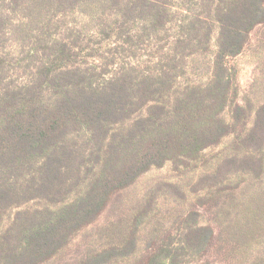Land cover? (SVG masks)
<instances>
[{
	"label": "trees",
	"instance_id": "trees-1",
	"mask_svg": "<svg viewBox=\"0 0 264 264\" xmlns=\"http://www.w3.org/2000/svg\"><path fill=\"white\" fill-rule=\"evenodd\" d=\"M261 23L264 0H0V264L50 261L115 193L153 167L197 164L238 128L190 191L216 197L234 261L264 264V101H236L229 64ZM84 51L95 60L78 61ZM161 197L188 193L151 188L78 264L204 259L217 228L188 210L137 260Z\"/></svg>",
	"mask_w": 264,
	"mask_h": 264
},
{
	"label": "rangeland",
	"instance_id": "rangeland-1",
	"mask_svg": "<svg viewBox=\"0 0 264 264\" xmlns=\"http://www.w3.org/2000/svg\"><path fill=\"white\" fill-rule=\"evenodd\" d=\"M92 40L95 41L96 37ZM8 44L10 43L8 42ZM82 46L84 47L85 43H82ZM103 52V50L100 51V53ZM139 54L140 52H138V58ZM115 58H118V55ZM77 60L85 64L86 62L91 63L95 59L89 56L87 51H84ZM95 62L105 64L106 59H103V62L98 60ZM229 64L237 78L236 101L244 106L251 104L255 109L264 101V23L257 25L251 31L243 52L230 58ZM225 117L228 121H232L230 108L225 112ZM252 118L249 119L250 123H252ZM240 131L241 128H238L219 145L207 149L201 155L199 162L188 168H178L169 162L163 167H153L144 173L131 186L115 193L105 211L95 222L81 230L60 253L43 264H78L91 251L107 247L108 230L121 227L128 217L131 219L135 210L133 208L140 202L142 196L151 188H156L164 182L179 184L183 189H186L188 197L183 202H174L165 197L160 198L155 213L140 225L137 260L143 259L153 248L154 242L164 237L167 231L179 224L181 214L188 210H198L200 212L199 223L211 224L217 228L216 239L204 259L200 258L188 264H252L255 258L252 253H249L246 259L237 262L234 261L232 248L226 244L221 245L222 231L219 230L215 221L216 213L213 207L216 197L207 194V191H190L193 182L202 175L203 170L217 164L228 153L229 144ZM259 251L263 252L262 256H264V245L260 247Z\"/></svg>",
	"mask_w": 264,
	"mask_h": 264
}]
</instances>
